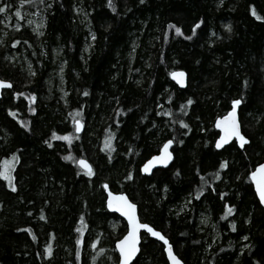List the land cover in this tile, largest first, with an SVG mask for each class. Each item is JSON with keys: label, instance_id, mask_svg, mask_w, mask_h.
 Segmentation results:
<instances>
[{"label": "trees", "instance_id": "obj_1", "mask_svg": "<svg viewBox=\"0 0 264 264\" xmlns=\"http://www.w3.org/2000/svg\"><path fill=\"white\" fill-rule=\"evenodd\" d=\"M112 5L0 0V16L19 23L0 25V77L11 83L0 96V168L11 165L15 185L0 177V264H117L126 223L107 210L105 183L184 264H264V210L248 178L264 160V19L252 15L264 17V0ZM31 12L43 15L41 34L24 23ZM174 70L186 72L184 88ZM233 99L248 143L217 150L213 123ZM168 139L170 165L142 174ZM93 241L105 249L98 259ZM131 264H168L163 245L142 233Z\"/></svg>", "mask_w": 264, "mask_h": 264}, {"label": "snow or ice", "instance_id": "obj_2", "mask_svg": "<svg viewBox=\"0 0 264 264\" xmlns=\"http://www.w3.org/2000/svg\"><path fill=\"white\" fill-rule=\"evenodd\" d=\"M26 2V0H21V3ZM109 6L112 7V10L115 11V7L112 5V0H108ZM8 7H11V5H8ZM5 7H0V13L5 12ZM15 15L17 17L21 16L20 10H17ZM252 15L256 17V19H264V17H261L257 15L256 11L252 10ZM198 25H194L193 28L195 29ZM16 27H19V25H16ZM225 28H229V25H225ZM176 32L179 34L181 33V29L179 27H176ZM170 75L176 79L177 83L182 84L183 83V72H172ZM11 87V84H9L8 81L0 80V87ZM21 95H23L21 93ZM191 99L187 101V103H191ZM241 99H233L231 101V108L226 112V114L222 116H218L216 118L215 127L220 129V135L216 139L215 146L216 148H221V146L225 143H227L229 140H231L233 137L236 138V140L240 143L241 147L247 142L246 137L242 135L240 130V124L237 120V106L241 104ZM11 114V113H10ZM165 115H169V113H164ZM76 125V131H80V122L78 120L74 121ZM180 123L187 127V125L184 123L183 120L180 121ZM53 137H55V133H53ZM62 139H70V136H64ZM47 143V141H45ZM110 138L106 137V144L105 148H108L110 146ZM172 144V140H167L164 142L163 147L160 149V155L152 156L151 159L147 160L141 167V171L148 172L153 165V163L157 164H166L169 159H171V153L168 152L169 145ZM15 157V154H13ZM64 159H70L69 156L63 157ZM82 169H86L87 174L89 176L92 175V167L88 162L84 159H80L76 161ZM6 167L0 168V177H2L4 180L8 181V186L12 188L13 191H15V185L12 183V176H11V165L8 164L7 161L4 162ZM226 167V164L224 162H221L220 168ZM131 178V173L126 177V179ZM248 178L253 182L255 185L256 194L259 197V201L261 204H264V163L258 164L254 171L250 172L248 174ZM104 188L107 190L108 185L105 184ZM107 205L110 209H115L117 212H120L124 217L127 218V232L125 235H123L122 239H118L116 241V248L119 251V258H118V264H129V261L132 260V258L136 255L137 252V240H138V232L139 230L143 229L146 230L147 233L151 234L154 237H159L160 240L163 241L165 245V251L168 254V259L171 262V264H181V260L173 253L172 245L169 243V241L161 235L160 232L156 231L152 226H150L147 223H142L137 219L136 216V205L132 203L123 193L119 195H113V193H108V200ZM227 211H231L232 209L229 208L227 205H225ZM43 218V216L41 217ZM83 219V217H82ZM77 245H80L81 240L77 239L76 241ZM92 247H95V242H93ZM50 248H46L45 255L50 254ZM102 251V250H101ZM77 260H79V250H77Z\"/></svg>", "mask_w": 264, "mask_h": 264}, {"label": "water", "instance_id": "obj_3", "mask_svg": "<svg viewBox=\"0 0 264 264\" xmlns=\"http://www.w3.org/2000/svg\"><path fill=\"white\" fill-rule=\"evenodd\" d=\"M172 72H183L184 73V76H183V83L182 84H180V83H177V81H176V79H174L171 75H170V79L177 85V86H179L180 88H184L185 86H186V82H187V74H186V72L184 71V70H174V71H172ZM171 72V73H172ZM0 80H4V79H2L1 77H0ZM5 81H7V80H5ZM9 82V81H8ZM9 84H11L10 82H9ZM6 88H10V87H7V86H4V87H0V96H1V92H2V90L3 89H6ZM231 108V107H230ZM238 109H239V105L237 106V112H236V115H237V120H238V122H239V124H240V121H239V116H238ZM230 110V109H229ZM226 114V113H225ZM224 115V114H223ZM79 122H80V131L79 132H77L76 131V125H75V132L76 133H80L81 131H82V127H83V124H82V122L80 121V120H78ZM215 122H216V119H215V121H214V127H215ZM215 129L218 131V137H219V135H220V129H218V128H216L215 127ZM240 130H241V126H240ZM241 133H242V135H244L243 134V132H242V130H241ZM245 136V135H244ZM217 137V138H218ZM246 137V136H245ZM216 138V139H217ZM168 140H170V139H168ZM235 141L236 143H237V145L240 147V148H242L241 147V145H240V143L236 140V138L235 137H233L231 140H229L227 143H225V144H223L222 146H221V148H216V146H215V148L217 149V150H220V149H222L224 146H226V145H228L231 141ZM167 141V140H166ZM246 143L245 144H247L248 143V138L246 137ZM215 142H216V140H215ZM215 142H214V145H215ZM164 144V143H163ZM163 144H162V146L160 147V149L163 147ZM244 144V145H245ZM243 145V146H244ZM172 144H170L169 145V147H168V152L169 153H171V159H169L168 160V162L166 163V164H157V163H153V165L151 166V168H150V170L148 171V172H143V171H141V167H142V165L147 161V160H149V159H151V157L152 156H157V155H160V149H159V151L156 153V154H153L152 156H150L148 159H146L141 165H140V172L142 173V174H144V175H150L151 173H152V171L154 170V169H156V168H166V167H168L169 165H170V163L172 162V160H173V152H172ZM80 159H84V160H86L85 158H79L78 160H80ZM77 160V161H78ZM87 161V160H86ZM88 162V161H87ZM261 163H264V160H262L261 162H259L258 164H261ZM78 164V163H77ZM88 164H90L89 162H88ZM258 164H256L255 165V167L251 170V172L252 171H254L255 170V168H256V166L258 165ZM79 165V164H78ZM80 166V165H79ZM81 167V166H80ZM82 168V167H81ZM84 170H86V169H84ZM251 183H252V187H253V191H254V193H255V195H256V198H257V200H258V202H259V204L261 205V207L263 208V210H264V204H261L260 203V201H259V197H258V195L256 194V190H255V185L253 184V182L251 181ZM106 184V183H105ZM105 184H103V190H104V193H105V205H106V208H107V210L109 211V212H111V213H114V214H116V215H118L120 218H122L124 221H125V223H126V231H125V233L123 234V235H125L126 234V232H127V218L126 217H124L120 212H117L114 208L113 209H110L109 207H108V205H107V200H108V193L109 192H111V193H113V195H119V194H121V193H123V192H115V191H112L110 188H109V186H108V188H107V190L104 188V185ZM108 185V184H107ZM132 203H134L135 205H136V203L135 202H133L129 197H128V195L126 194V193H123ZM136 216H137V219L140 221V222H142V223H146V222H143V221H141L140 220V218H139V215H138V209H137V205H136ZM147 224H149V223H147ZM150 225V224H149ZM151 226V225H150ZM153 227V226H152ZM154 228V227H153ZM155 229V228H154ZM156 231H158V232H160L161 233V235H163L167 240H168V238L160 231V230H157V229H155ZM142 233H145V234H147L150 238H152V239H154V240H156V241H158V242H160L162 245H163V250L165 249V245H164V243H163V241L162 240H160L159 239V237H154V236H152L151 234H149V233H147L146 232V230H143V229H141V230H139V232H138V240H137V252H136V255L132 258V260L131 261H129V264H131L133 261H134V259L136 258V256H137V254H138V252H139V248H140V243H141V235H142ZM123 235L119 238V239H122V237H123ZM118 240V239H117ZM116 240V241H117ZM116 241H115V243H114V248H115V250H116V252H117V254H118V258H119V251L117 250V248H116ZM169 241V240H168ZM170 243V242H169ZM171 244V243H170ZM172 245V244H171ZM172 250H173V247H172ZM164 253H165V257H166V259H167V262H168V264H171V262L169 261V259H168V254H167V252L164 250ZM173 253L175 254V252H174V250H173ZM176 255V254H175ZM177 256V255H176ZM178 257V256H177ZM179 258V257H178ZM180 259V258H179ZM181 260V259H180ZM117 264H118V262H117ZM181 264H184L183 262H182V260H181Z\"/></svg>", "mask_w": 264, "mask_h": 264}, {"label": "rangeland", "instance_id": "obj_4", "mask_svg": "<svg viewBox=\"0 0 264 264\" xmlns=\"http://www.w3.org/2000/svg\"><path fill=\"white\" fill-rule=\"evenodd\" d=\"M0 25L1 28H4L6 26L8 27H16V25H19L18 22H11L9 16L5 15V16H0ZM43 15L39 14V12L37 13H28L27 15L24 16V23L25 25L29 26L31 28L32 31H34L36 34H41L43 25H44V21H43ZM118 222H114L112 225H117ZM95 242V251H96V255L95 257L96 259H98L101 255L105 254V249L103 247H99L102 246L101 244L99 245V243L97 241H93ZM99 247V249L97 250V248ZM94 248V247H93ZM102 250V251H101Z\"/></svg>", "mask_w": 264, "mask_h": 264}, {"label": "bare ground", "instance_id": "obj_5", "mask_svg": "<svg viewBox=\"0 0 264 264\" xmlns=\"http://www.w3.org/2000/svg\"><path fill=\"white\" fill-rule=\"evenodd\" d=\"M216 119V118H215ZM215 121V120H214ZM214 124V123H213ZM215 128V127H214ZM217 137H218V135H217ZM216 137V138H217ZM216 138H215V140H216ZM234 141V140H233ZM215 142V141H214ZM232 142V141H231ZM235 142V141H234ZM236 143V142H235ZM237 144V143H236ZM215 146V145H214ZM238 146V145H237ZM239 147V146H238ZM240 148V147H239ZM79 166V165H78ZM82 169V168H81Z\"/></svg>", "mask_w": 264, "mask_h": 264}]
</instances>
